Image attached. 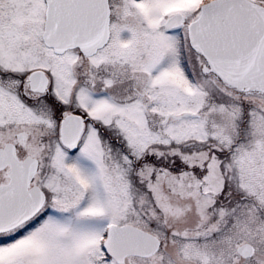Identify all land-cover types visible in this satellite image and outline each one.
<instances>
[{
    "label": "snow or ice",
    "instance_id": "1",
    "mask_svg": "<svg viewBox=\"0 0 264 264\" xmlns=\"http://www.w3.org/2000/svg\"><path fill=\"white\" fill-rule=\"evenodd\" d=\"M0 264H264V0H0Z\"/></svg>",
    "mask_w": 264,
    "mask_h": 264
}]
</instances>
